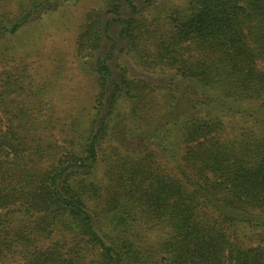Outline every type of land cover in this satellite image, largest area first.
Returning <instances> with one entry per match:
<instances>
[{
    "label": "trees",
    "instance_id": "1",
    "mask_svg": "<svg viewBox=\"0 0 264 264\" xmlns=\"http://www.w3.org/2000/svg\"><path fill=\"white\" fill-rule=\"evenodd\" d=\"M69 1L18 2L0 14V42ZM126 2L127 18L103 21L100 10L78 35L77 55L95 61V104L83 141L50 169L36 159L60 152L48 124L34 107L7 104L26 93L28 67L1 66L0 264H264V0H186L161 23ZM114 22L121 50L157 79L125 68L114 79L111 51L98 55ZM231 121L241 124L235 136ZM108 139L134 155L115 147L100 178ZM145 228L161 234L147 238Z\"/></svg>",
    "mask_w": 264,
    "mask_h": 264
},
{
    "label": "rangeland",
    "instance_id": "2",
    "mask_svg": "<svg viewBox=\"0 0 264 264\" xmlns=\"http://www.w3.org/2000/svg\"><path fill=\"white\" fill-rule=\"evenodd\" d=\"M27 3L29 0H0V14L13 15L17 11L18 2ZM121 0L118 12L105 7V0H72L64 2L54 11L45 14L41 12L33 15V20L25 24L18 33L9 35L0 42V49H7L2 54L1 66L8 69L14 62L21 67L26 65L29 70L21 74L26 85V93H30L29 86L33 87V93L27 99L26 93L17 92L10 95L8 105H25L37 109V117L44 124H48L44 132L60 147L57 155L41 154L36 157L37 164L45 169L52 168L62 150L69 149L73 145L83 141L86 129L93 113L95 94L97 92V79L95 73V61L90 57L80 58L76 53V41L78 35L84 29L85 24L95 12L103 11V21L111 17L127 18L131 8ZM186 0H155L154 5L147 6L145 0H133L139 8H142V17L150 21L153 18L156 23H161L169 14V7L173 4H185ZM51 4V3H50ZM159 4V5H158ZM157 17V18H156ZM120 22L111 23L108 30L109 38L104 37L99 51L100 57H106L111 51L108 64L112 69L114 79L118 80L122 74V68L126 69L129 77L146 78L155 80L158 78L156 71H144L135 63L136 52H124L121 50L126 45V39L120 36ZM149 42V41H147ZM113 45V46H112ZM112 47V49H111ZM146 48L150 46L146 45ZM22 71V70H20ZM19 71V73H20ZM36 79V80H35ZM32 80V81H31ZM111 85L106 87L102 112L106 111L110 99ZM24 97V98H23ZM9 99V97H7ZM121 112L128 111L126 102L120 105ZM44 115V116H41ZM123 120L118 117L117 121ZM116 122V120H115ZM127 123V121H126ZM129 131L132 125H127ZM241 132V124L231 121L226 127V135L235 136ZM116 147V151H114ZM104 152L101 155L99 177L104 170L112 165L119 156L134 154L124 147L116 145L112 140L103 143ZM57 150V151H58ZM114 151V152H112ZM118 156V157H119ZM115 165V164H114ZM147 238H156L161 231L156 229H144Z\"/></svg>",
    "mask_w": 264,
    "mask_h": 264
}]
</instances>
